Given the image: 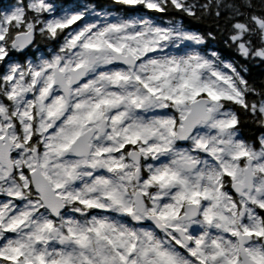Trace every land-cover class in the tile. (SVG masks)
<instances>
[{"label":"snow or ice","instance_id":"snow-or-ice-1","mask_svg":"<svg viewBox=\"0 0 264 264\" xmlns=\"http://www.w3.org/2000/svg\"><path fill=\"white\" fill-rule=\"evenodd\" d=\"M184 18L264 64V0L0 9V264H264V82Z\"/></svg>","mask_w":264,"mask_h":264},{"label":"trees","instance_id":"trees-1","mask_svg":"<svg viewBox=\"0 0 264 264\" xmlns=\"http://www.w3.org/2000/svg\"><path fill=\"white\" fill-rule=\"evenodd\" d=\"M19 2V0H0V9L8 7V5ZM59 3H75L77 0H57ZM97 4H105L109 3V0H95ZM167 19V17L165 18ZM184 23L189 24L190 27L194 29H198L199 31L206 33L209 30L213 32L216 36L215 40L208 39L206 45L203 46L206 52H211L215 50L216 52L220 53L225 58H230L236 60L239 64H245L248 68V79L259 85L260 83L264 82V64L260 63H252L243 60H239L235 56V53L231 52L228 49L227 44L225 43L227 37V30L225 22L221 21L219 28L215 26V23L211 19H205L203 21H191L188 18H184ZM44 47L50 50L51 45L48 42L43 41ZM260 129L252 124L251 122H245L242 126L241 132L242 136L247 140L255 139L259 133Z\"/></svg>","mask_w":264,"mask_h":264},{"label":"flooded vegetation","instance_id":"flooded-vegetation-1","mask_svg":"<svg viewBox=\"0 0 264 264\" xmlns=\"http://www.w3.org/2000/svg\"><path fill=\"white\" fill-rule=\"evenodd\" d=\"M43 44H44L43 41L38 42L39 51L37 52V55H46L49 52L47 47H44ZM29 58H31V53L29 54Z\"/></svg>","mask_w":264,"mask_h":264},{"label":"rangeland","instance_id":"rangeland-1","mask_svg":"<svg viewBox=\"0 0 264 264\" xmlns=\"http://www.w3.org/2000/svg\"><path fill=\"white\" fill-rule=\"evenodd\" d=\"M49 50V49H48Z\"/></svg>","mask_w":264,"mask_h":264}]
</instances>
